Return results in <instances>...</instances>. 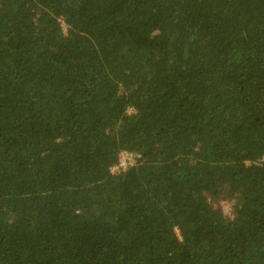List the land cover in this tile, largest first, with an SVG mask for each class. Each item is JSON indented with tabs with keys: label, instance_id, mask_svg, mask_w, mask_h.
Listing matches in <instances>:
<instances>
[{
	"label": "trees",
	"instance_id": "trees-1",
	"mask_svg": "<svg viewBox=\"0 0 264 264\" xmlns=\"http://www.w3.org/2000/svg\"><path fill=\"white\" fill-rule=\"evenodd\" d=\"M0 264H264V0H0Z\"/></svg>",
	"mask_w": 264,
	"mask_h": 264
},
{
	"label": "built area",
	"instance_id": "built-area-1",
	"mask_svg": "<svg viewBox=\"0 0 264 264\" xmlns=\"http://www.w3.org/2000/svg\"><path fill=\"white\" fill-rule=\"evenodd\" d=\"M137 157L138 156L128 151H122L119 155L118 162L111 167V172L114 174H121L126 171L129 166L136 163Z\"/></svg>",
	"mask_w": 264,
	"mask_h": 264
},
{
	"label": "rangeland",
	"instance_id": "rangeland-1",
	"mask_svg": "<svg viewBox=\"0 0 264 264\" xmlns=\"http://www.w3.org/2000/svg\"><path fill=\"white\" fill-rule=\"evenodd\" d=\"M65 30L67 29L66 26H64ZM221 206L225 212H229V203L221 202Z\"/></svg>",
	"mask_w": 264,
	"mask_h": 264
}]
</instances>
